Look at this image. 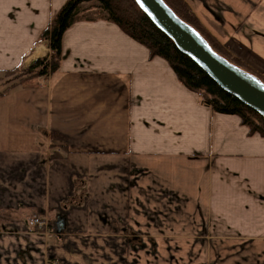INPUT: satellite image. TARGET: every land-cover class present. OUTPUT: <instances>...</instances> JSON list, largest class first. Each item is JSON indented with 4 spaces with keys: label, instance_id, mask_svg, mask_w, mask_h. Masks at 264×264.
I'll use <instances>...</instances> for the list:
<instances>
[{
    "label": "crops",
    "instance_id": "1",
    "mask_svg": "<svg viewBox=\"0 0 264 264\" xmlns=\"http://www.w3.org/2000/svg\"><path fill=\"white\" fill-rule=\"evenodd\" d=\"M66 1L0 0V264H264V139L92 4L54 74L4 75L49 54L39 36ZM183 1L264 79V0Z\"/></svg>",
    "mask_w": 264,
    "mask_h": 264
},
{
    "label": "trees",
    "instance_id": "2",
    "mask_svg": "<svg viewBox=\"0 0 264 264\" xmlns=\"http://www.w3.org/2000/svg\"><path fill=\"white\" fill-rule=\"evenodd\" d=\"M173 13L183 22L195 29L210 45L214 52L231 64L258 77L243 63L230 57L225 50L212 39L190 13L183 0H163ZM84 4H92L99 16L116 25L126 36L145 47L151 58L164 60L178 82L188 91L196 94L204 106L221 115L237 116L249 135H258L264 139V119L243 105L232 95L223 91L195 63L180 53L173 42L159 31L147 16L139 9L134 0H67L48 26L40 33L39 41L46 43L49 54L37 59L27 70H15L4 75L20 74L17 81L22 84L30 79L48 77L54 74L61 62V39L64 32L73 24L83 20H93L98 14H88ZM91 7V6H90ZM98 16V17H99ZM111 231L116 232V224L111 223Z\"/></svg>",
    "mask_w": 264,
    "mask_h": 264
},
{
    "label": "water",
    "instance_id": "3",
    "mask_svg": "<svg viewBox=\"0 0 264 264\" xmlns=\"http://www.w3.org/2000/svg\"><path fill=\"white\" fill-rule=\"evenodd\" d=\"M152 24L223 91L264 119V83L218 55L191 26L178 18L163 0H134Z\"/></svg>",
    "mask_w": 264,
    "mask_h": 264
},
{
    "label": "rangeland",
    "instance_id": "4",
    "mask_svg": "<svg viewBox=\"0 0 264 264\" xmlns=\"http://www.w3.org/2000/svg\"><path fill=\"white\" fill-rule=\"evenodd\" d=\"M231 57V56H230ZM233 58V57H232ZM235 59V58H234ZM20 77V74H18V73H16V75H12L11 76V79H13V78H19ZM6 79L8 80V79H10V78H8V77H6ZM10 82V81H9ZM7 85H8V83H6ZM6 84H5V87H6ZM10 84V83H9ZM1 90H2V88L0 87V92H1ZM3 111V109L2 108H0V113H3L2 112ZM0 135H1V137H8V135H9V130H8V128H6L5 127V122H4V120L2 119V117L0 116ZM33 216L32 215H30L29 216V219H31ZM38 218H40V217H38ZM48 222V221H47ZM116 224V223H115ZM29 229H31V232H35V233H41V234H45V231H40V230H38V229H33V228H30V227H28ZM116 228H117V226H116ZM48 229H49V231H51V229H52V227L50 226V223L48 222ZM117 231H118V229H117ZM116 231V232H117ZM49 234V233H48ZM46 237H47V235H45Z\"/></svg>",
    "mask_w": 264,
    "mask_h": 264
},
{
    "label": "built area",
    "instance_id": "5",
    "mask_svg": "<svg viewBox=\"0 0 264 264\" xmlns=\"http://www.w3.org/2000/svg\"><path fill=\"white\" fill-rule=\"evenodd\" d=\"M27 224L30 228L38 229L42 232L45 231V235H47V237H50L52 235V231H49L48 229V222L42 218L33 216L31 219L28 220Z\"/></svg>",
    "mask_w": 264,
    "mask_h": 264
},
{
    "label": "snow or ice",
    "instance_id": "6",
    "mask_svg": "<svg viewBox=\"0 0 264 264\" xmlns=\"http://www.w3.org/2000/svg\"><path fill=\"white\" fill-rule=\"evenodd\" d=\"M138 2H139V0H138Z\"/></svg>",
    "mask_w": 264,
    "mask_h": 264
}]
</instances>
